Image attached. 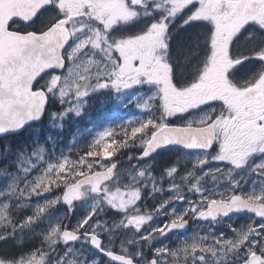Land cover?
I'll return each mask as SVG.
<instances>
[{
  "label": "snow or ice",
  "instance_id": "1",
  "mask_svg": "<svg viewBox=\"0 0 264 264\" xmlns=\"http://www.w3.org/2000/svg\"><path fill=\"white\" fill-rule=\"evenodd\" d=\"M101 90L135 93L141 114L97 131L76 158L72 148L54 160L43 147L19 148L3 170L0 241L23 245L26 229L48 224L38 247L0 255V264H264V0H0V135L45 113L62 131ZM167 145L187 159L157 180L140 162ZM132 148L140 151L128 169L105 163ZM248 165L257 179L244 190L237 173ZM166 178L167 190L158 187ZM145 188L173 195L142 211ZM58 205L66 210L56 216ZM109 210L122 218L105 219ZM235 212L249 222L185 235L189 220L211 225ZM158 216L170 219L153 226ZM181 230L175 246L166 243Z\"/></svg>",
  "mask_w": 264,
  "mask_h": 264
},
{
  "label": "rangeland",
  "instance_id": "2",
  "mask_svg": "<svg viewBox=\"0 0 264 264\" xmlns=\"http://www.w3.org/2000/svg\"><path fill=\"white\" fill-rule=\"evenodd\" d=\"M103 95L106 97V100L101 102L99 105L98 114L94 119L91 121V124L87 127L81 128L80 131H76L75 127L72 132H69L66 129V121H65V127L63 128L62 135L58 134L57 139H54V137H48L49 143L47 145L43 144V148L45 149L44 157L45 159H53L55 157H58L62 152L64 154H68L69 148H72L73 151L76 150V147H83L87 143H90L95 136L97 131L102 130L104 127L108 126H117L121 124L124 121L130 120L134 117H138L141 114V110L135 106V102L132 100V95H135V93H132V95H128L126 93H116L114 91L110 90H101V92L96 93ZM96 94L92 95L95 96ZM87 108H89V105H87ZM86 114V112L84 113ZM83 114V115H84ZM82 115V116H83ZM77 118H71L69 119L71 122H75ZM52 125L50 124V127ZM71 126V125H69ZM48 127V126H47ZM75 145V147H74ZM42 147V146H41ZM71 153L72 157L75 158L74 153ZM140 151V149H138ZM31 153V152H30ZM2 150H0V187L4 185L5 182H7V176L4 174V168L6 165H3L2 158H3ZM151 161H147L145 163H151V173L152 176H154L157 180H159L160 176L164 173L165 169H167L170 166H174L177 164L178 160H186L187 157L185 155V150L181 147H172L163 149L159 152H157L154 156H152ZM112 163V160L110 158L105 160V163L108 162ZM35 159L33 160V163H35ZM130 163H136V162H127L120 166V168L117 169V171H123L129 168ZM213 165H209V167H212ZM188 168L191 167V165H187ZM11 172V171H9ZM184 174V165H180V170L178 174L175 177V182L180 183V176ZM151 181H149V184ZM171 181H168L166 178V182L163 183V185H158V187L162 186L166 190L170 187ZM183 187V186H182ZM149 189L145 188L143 190L142 196L150 197ZM186 191V188L184 189ZM58 194V193H57ZM154 196H161V197H169L170 195H173V193L165 191L163 194L155 193ZM151 195V196H153ZM45 198H51L46 194V197L39 198L40 200L33 199L32 203H43V199ZM91 203V197H87L84 200L80 202V214L78 216L81 217L86 214V211L88 209V206ZM66 208V206H65ZM61 206H57V210L54 215L58 216L59 214H62L66 209ZM31 210L26 209L23 213H21V216L23 215H30ZM77 218V217H76ZM48 220L47 218L39 221L31 229H26L23 233L24 237V244L18 245L16 244L17 237H9L7 240L0 241V255L3 256H14L17 255L18 252L21 250H18L15 252V246H22L25 251L29 250L30 247L33 246H39L40 243V236L39 233L47 227ZM4 242L3 244H1ZM14 253V254H13Z\"/></svg>",
  "mask_w": 264,
  "mask_h": 264
},
{
  "label": "trees",
  "instance_id": "3",
  "mask_svg": "<svg viewBox=\"0 0 264 264\" xmlns=\"http://www.w3.org/2000/svg\"><path fill=\"white\" fill-rule=\"evenodd\" d=\"M106 100V97L100 94H96L95 96H91L89 98V108H87L86 114H84L81 117H78L75 122H71L69 119L66 120V129L69 132H72L74 130L80 131L81 128L87 127L91 124V121L94 119V117L97 116L98 108L101 102ZM59 107L58 104L52 106V110L55 111ZM71 125V126H69ZM48 126V127H47ZM63 130L51 126L49 122V117L47 113H45L44 117L32 125H29L25 130L18 134H10L3 137H0V150H2L3 156L7 157L6 159L2 158L3 165H10L11 162H14L16 159V154L19 151V148H21L23 145H26L27 151L30 153L32 151L38 150L41 146L47 145L49 143L48 137H54V139H57L58 134L62 135ZM74 156L76 158L77 151H73ZM139 153L137 148L132 149H121L120 151L116 152L110 159L112 161L118 162L119 165H122L127 162H133L128 161V156L130 154L137 155ZM108 159V158H107ZM34 160V158H33ZM15 167L9 166L8 171L15 172ZM2 242L1 244H3ZM15 246V252L20 250L22 246L14 245ZM13 253V254H14ZM6 256V255H5Z\"/></svg>",
  "mask_w": 264,
  "mask_h": 264
},
{
  "label": "flooded vegetation",
  "instance_id": "4",
  "mask_svg": "<svg viewBox=\"0 0 264 264\" xmlns=\"http://www.w3.org/2000/svg\"><path fill=\"white\" fill-rule=\"evenodd\" d=\"M245 36H246V33H242L237 37V42L242 47L246 46L248 43L245 39ZM240 71H241V73H243L245 71V69L241 68ZM156 153H154L152 156H154ZM112 162H115V161H112ZM133 162H136V161H133ZM145 162H147V161H141L140 163H145ZM120 166L121 165H119V163H118V168H120ZM249 167H250V165L240 169L237 173V175H243L245 177L244 180L242 181V184H241V187L244 190H250L253 187V182L257 179L253 173L248 172ZM206 186H211L210 180ZM221 186L223 187V185H221ZM167 198L168 197H161V196H154V195L150 196V197L143 196V199L141 201H138L137 203H138V206L141 208L142 211H151L161 200L167 199ZM81 201L76 202V207H75L73 214H72V217H71V221L73 223H75V220L80 215L78 213L81 210L80 209V202ZM176 207L178 210L182 209L183 203H178L176 205ZM114 212H115V210H109L108 212H106L104 218L109 220L110 222H112V221L118 222L119 219H121L122 217L115 215ZM249 216H250V213H247V212H235V213L230 214L227 217H224L223 221L216 223V224H211V225L207 221L189 220V224L186 226L188 232L185 233V235H192L193 233H195L197 231H200V234L203 235L204 232L208 231L209 227H214L217 230H223L227 234L228 229L226 228L225 221L232 223L234 227H239V226L249 222ZM169 219H170V217L158 216V217L154 218V221L152 223H153V226H156V225L163 224V223L167 222ZM183 234H184V230H181V232L179 234L170 233L169 234V241H166V243H173V246H175L174 242L178 238L182 239L183 236H180V235H183ZM125 235L128 238H131V233H126V234H121V239H123L125 237ZM129 247H130V249L134 250L135 246L130 245ZM118 249H119V244H117V250ZM102 259L106 260L107 258L102 257Z\"/></svg>",
  "mask_w": 264,
  "mask_h": 264
},
{
  "label": "water",
  "instance_id": "5",
  "mask_svg": "<svg viewBox=\"0 0 264 264\" xmlns=\"http://www.w3.org/2000/svg\"><path fill=\"white\" fill-rule=\"evenodd\" d=\"M44 115H45V114H44ZM44 115H43L39 120H33V121L30 122V124H26L24 128L20 129L19 132L6 133V134H4V135H0V137L6 136V135H10V134H18V133L22 132L23 130H25L29 125H32L33 123H36V122L40 121V120L44 117ZM175 146H178V145H167V146H164V147L161 148V149H158L157 152L160 151V150H162V149H167V148H171V147H175ZM179 147H180V146H179ZM113 163H116V164L118 165L117 162H113Z\"/></svg>",
  "mask_w": 264,
  "mask_h": 264
}]
</instances>
